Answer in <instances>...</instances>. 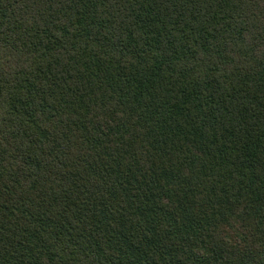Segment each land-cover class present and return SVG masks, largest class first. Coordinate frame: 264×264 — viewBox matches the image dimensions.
Listing matches in <instances>:
<instances>
[{"label":"trees","instance_id":"trees-1","mask_svg":"<svg viewBox=\"0 0 264 264\" xmlns=\"http://www.w3.org/2000/svg\"><path fill=\"white\" fill-rule=\"evenodd\" d=\"M0 264H264V0H0Z\"/></svg>","mask_w":264,"mask_h":264}]
</instances>
